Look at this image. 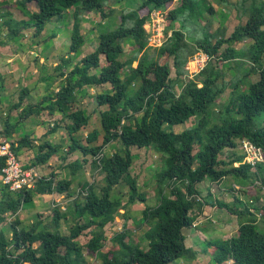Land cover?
<instances>
[{
    "label": "trees",
    "instance_id": "16d2710c",
    "mask_svg": "<svg viewBox=\"0 0 264 264\" xmlns=\"http://www.w3.org/2000/svg\"><path fill=\"white\" fill-rule=\"evenodd\" d=\"M128 1V6L133 7L121 11V25L115 30L103 31L94 51L83 57L70 72H65V67L71 62L69 57L62 58L56 69L61 71L65 83L53 96L22 107L17 122H23L33 114L39 115L44 109L51 114L63 112V118L70 120L68 132L73 140L70 148L74 150L78 140L73 134L88 125L91 119L84 110L72 108L78 91L85 86L110 85L109 90L94 96L98 107L105 106L100 112L102 130L94 129L87 135L89 143L102 135V143L83 147L85 154L94 157V164L101 166L104 185L97 191L93 183L85 181L82 184L86 189L85 202L82 203L78 197L74 200L79 219L70 233L64 234L60 230L63 214L58 208L52 222L41 228L42 221L34 222L29 228L22 227L17 214L24 203H32L35 194L57 191L71 196L75 192L70 187L71 180H56V175L41 176L36 178L34 187L19 191H13L3 183L0 221L6 220L7 212L15 218L11 224V238L0 229V264H90L79 237L91 228L93 235L86 243L87 254L95 256L101 264H172L184 256L194 259L195 252L187 244L185 232L192 228L198 213L209 204L225 207L240 222L236 236L216 240L215 263L264 264V233L252 211L258 209L254 205L259 201L258 194L248 204L236 197V202L245 204L239 208L235 203L231 206L218 199L213 202L209 199L211 193L202 199L198 189V184L204 180L220 184L229 175L242 183L255 184L258 191L264 188V162L258 161L256 168L252 169V164L244 160V150L239 153L234 150L243 139L264 150V0H238L235 3L231 0H211L213 3L206 7L211 17L206 18L205 24L202 23L205 15L199 8L198 0H180V4L168 15L172 34L156 51L157 56L149 54L144 24L153 11L166 10L175 0ZM114 2L118 0H22L20 4H36L37 10L30 13L36 35L41 34L48 23L62 18L70 9L74 10L70 52L75 53L79 52L84 42L80 32V14L101 12L106 17L109 14L107 8L111 9ZM223 7L228 13L233 7L238 9L237 18L245 17L246 20L239 23L229 36L225 35V27L211 30L212 19ZM146 8V15L138 13ZM7 15L9 17L1 24L9 26L11 36L16 37L21 22L15 21L8 12ZM177 23L180 25L178 29ZM126 40H133L139 47L124 59ZM246 42L250 43L245 45ZM237 43L244 46L237 49L234 47ZM141 51H144L142 55ZM199 51L206 52L211 60L195 77L185 79L182 92L177 95L176 84L183 83L182 76L188 73L185 65ZM104 57L105 62H102ZM169 57H173L176 77L171 74L169 61L160 63L162 58ZM136 60L138 64L134 67ZM231 60L243 62L244 68L242 73L227 79L222 63ZM254 75L259 76L258 80H252ZM229 87V100L216 115L212 114L211 108L217 98ZM28 92V88L22 90L21 100ZM21 105V101L15 104L18 108ZM200 114L202 117L197 125L175 130V126L183 125ZM14 127L16 123L8 122L4 130L6 137L11 138ZM115 141L123 146V151L105 155L104 147ZM29 145L33 142L25 135L13 142V149L18 155ZM133 146L154 148L165 153V165L157 172L158 203L146 205L141 218L149 225L145 231L148 247L142 248L140 243L131 240L127 231H121L112 237L109 250L104 251L105 227L115 220L122 206L118 199L112 198L114 188L125 182L131 190L130 203L138 199L147 201L145 192L138 190L137 180L130 172ZM45 148L48 150L44 151ZM58 149V146L45 141L39 146L35 164L46 163ZM225 149L234 151L227 159H222ZM5 165V158L0 155V175ZM70 166L74 173L82 167V163L75 160ZM231 191L236 189L231 188ZM259 208L264 219V205ZM243 218L248 220L240 221ZM154 220L157 221L155 228L152 227Z\"/></svg>",
    "mask_w": 264,
    "mask_h": 264
},
{
    "label": "rangeland",
    "instance_id": "374dc122",
    "mask_svg": "<svg viewBox=\"0 0 264 264\" xmlns=\"http://www.w3.org/2000/svg\"><path fill=\"white\" fill-rule=\"evenodd\" d=\"M21 1L0 0V140L6 139L13 148V142H17L18 139L28 135L33 145L27 146L26 149H21L17 155L22 167L27 169L31 168L30 171L37 172L40 177L50 176L51 173H55L56 180H71L70 187L75 190L71 196H68L66 192L60 193L57 191L49 194H35L32 203H24L17 214V217L22 222L21 226L29 228L37 221L43 222L39 225L40 228L45 224L49 225L52 222L55 209L58 208L63 214L60 230L64 234H69L70 229L79 219L74 200L78 197L82 199V203L85 202L83 197L86 194V189L82 187V184L85 181L93 183L97 191L104 185V174L100 172L101 166L94 164V157L85 154L83 147L86 145H100L102 143V135L91 143L88 142L87 135L94 129L102 130L100 112L105 106L98 107L94 96L102 91L109 90L110 85L85 86L78 91L77 99L72 103V108L84 110L86 114L90 115L91 119L88 125L73 134L78 140V145H76L74 150L70 148L73 143L68 132L70 120L63 118V112L56 111L54 114H51L48 109H44L41 114H33L23 122L17 123L19 112L22 107L28 104H36L41 102L44 97L53 96L61 85L65 83L64 76L60 75L61 71L56 69L57 64L62 61V58L69 57L71 62L65 67V72H70L75 64L80 63L83 57L94 51L99 40V35L103 31L115 30L121 25V11L125 8H132L133 5L128 6V0H118V2L112 4V12L111 9L107 8L106 11L109 14L106 17H103L101 12L81 13L79 19L80 32L84 37V42L79 52L74 53L70 52L75 22L74 10L70 9L62 18L48 23L46 29L41 34L36 35L35 27L31 24L30 13L31 11L37 10V6L35 3L21 5ZM198 1L199 8L205 15L204 20H202V23L205 24L206 18L211 17L206 11V7L213 2L211 0ZM231 1L235 3L238 0ZM179 4L180 0H175L166 10L153 11L151 17L147 19L144 28L146 29L149 54L157 56L156 51L171 36L172 28H169L170 20L168 15ZM215 5L218 6L216 2ZM219 11L220 13L218 14L217 12V15L212 19V31H215L219 27H225V35L229 36L239 23L246 22L245 17L241 19L237 18L239 10L234 7L231 8L229 13L224 7L220 8ZM7 12L11 14L15 21L21 22L20 32L16 37L11 36L9 26L1 24L9 17L8 15L5 16ZM138 13L140 15H146L148 9H141ZM179 27L180 25L177 23L176 29ZM187 39L188 41L191 40L189 38ZM249 43L246 42L245 45ZM243 46V43L234 44V47L237 49ZM138 47L139 45L133 40H126L124 42L123 58L125 59L131 56L132 52ZM143 52L141 51L140 55ZM199 52L205 53L204 51ZM199 52L186 63L185 69L188 73L182 76L184 78L183 83L176 84L177 95L181 94L183 85L186 82L185 79L188 80L191 77H195L196 73L202 71L206 67V63L211 60L208 55L207 62L201 61L197 68L194 60ZM156 60L158 61V59ZM101 61L105 62V57ZM160 61L158 62L164 63L169 61L172 68V76H177L173 57H169V59L162 58ZM242 63L239 60L222 63L225 78L229 79L238 73H242L244 68ZM137 64L138 60L134 61L133 66L136 67ZM258 78V75H254L252 80L256 81ZM24 88H28L29 92L21 100V93ZM230 92L231 88L229 87V89H226V92L217 98L211 108L212 114L216 115L220 111L222 105L229 100ZM20 101L22 105L18 108L15 104L20 103ZM201 117V114L196 115L187 120L185 124L175 126V130L181 131L193 127L197 125ZM7 121L11 124L16 123L11 138L6 137L4 134V130L8 126ZM213 121L214 119H212L211 124ZM45 141H48L53 146H58L59 149L46 163L37 165L35 164L37 152L39 146ZM243 141L246 142L244 143ZM247 142H249L247 139L239 141V146L234 150L238 153L243 152V150L245 153L247 151L244 160L253 164L256 161L264 162V151L254 144L249 145ZM46 150L48 149L45 148L44 151ZM234 150L230 151L229 149H225L221 154V158L227 159ZM103 151L105 155L111 156L115 151H123V146L115 141L105 146ZM248 151H251V153ZM131 152L133 164L130 172L137 180L138 190L145 192L147 201L143 202L138 199L136 202L130 203L129 197L131 190L125 182L114 188L112 198L118 199L122 206L117 212L115 220L108 223L105 227L106 239L104 242L106 245L103 247L104 251L109 250L112 244V237L121 231H127L131 235V240L135 243H140L142 248L148 247L145 231L149 228V225L141 221V218L143 217V210L146 205L154 206L158 203L157 172L165 165V153L158 152L154 148H138L137 146L131 147ZM75 160L81 161L82 167L73 173L70 163ZM253 164L252 169H255L256 165ZM235 165H238V163H235ZM3 183V175H0V199L3 196ZM231 188H235L236 191L232 192ZM198 189L202 199L206 196L209 197L210 195L208 196V194L211 193L212 195L209 199L213 202L218 199L231 206L235 203L239 208L244 207L246 203H251L252 197L258 194L259 201L257 203H254L255 201L253 202L258 209H252V211L260 224V230L264 233V219L262 210L259 208L261 205H264V188L258 191L255 184H251V182L242 183L241 180L229 175L220 184L213 183L210 180H204L198 184ZM165 192L166 194L169 193L168 190ZM236 197L240 198L245 204L242 201L236 202ZM5 216L6 220L3 222L0 221V229L11 238V224L15 217L11 212L5 213ZM84 220L82 219V221ZM156 220L153 221V228H155ZM242 220L246 221L248 219L243 218L240 221ZM239 226L240 222L238 217L231 214L225 207L210 204L205 205L203 210L198 213V217L192 228L187 229L185 232L186 242L193 249V252H195L194 259L184 256L172 264H216L214 261V256L218 250L215 243L216 240L236 236L239 232ZM92 235V228L87 229L79 237V242L83 246L84 254L89 260V263L101 264V261L95 256L87 254L86 243ZM34 246H37V244H34Z\"/></svg>",
    "mask_w": 264,
    "mask_h": 264
},
{
    "label": "built area",
    "instance_id": "2783aa9c",
    "mask_svg": "<svg viewBox=\"0 0 264 264\" xmlns=\"http://www.w3.org/2000/svg\"><path fill=\"white\" fill-rule=\"evenodd\" d=\"M208 58V54L199 52V54L197 55V57H195L194 60L195 64H197V68L200 65L201 61L207 62ZM243 142L245 143L246 141ZM247 143L249 145L254 144L251 141ZM258 148L264 151L262 148ZM248 152L251 153V151ZM0 155L3 156L6 160V165L2 169L3 182L7 184L11 190L19 191L25 187L29 188L35 186L36 178L40 176L37 172L30 171L31 168L27 169L22 167L17 157V154L6 139L0 140ZM257 162L258 161H256L254 164L251 162L249 163L256 165Z\"/></svg>",
    "mask_w": 264,
    "mask_h": 264
},
{
    "label": "crops",
    "instance_id": "0c3cea01",
    "mask_svg": "<svg viewBox=\"0 0 264 264\" xmlns=\"http://www.w3.org/2000/svg\"><path fill=\"white\" fill-rule=\"evenodd\" d=\"M51 175H55V173H51ZM223 189H225V188H223ZM35 199V198H34Z\"/></svg>",
    "mask_w": 264,
    "mask_h": 264
},
{
    "label": "clouds",
    "instance_id": "9594fccd",
    "mask_svg": "<svg viewBox=\"0 0 264 264\" xmlns=\"http://www.w3.org/2000/svg\"><path fill=\"white\" fill-rule=\"evenodd\" d=\"M206 53V52H205ZM207 54V53H206Z\"/></svg>",
    "mask_w": 264,
    "mask_h": 264
}]
</instances>
